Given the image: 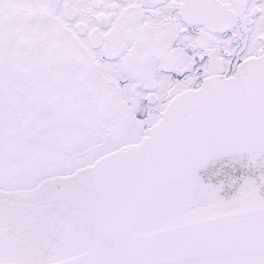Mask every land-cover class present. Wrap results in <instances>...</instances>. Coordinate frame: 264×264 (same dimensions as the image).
I'll return each mask as SVG.
<instances>
[{
	"label": "snow or ice",
	"instance_id": "obj_1",
	"mask_svg": "<svg viewBox=\"0 0 264 264\" xmlns=\"http://www.w3.org/2000/svg\"><path fill=\"white\" fill-rule=\"evenodd\" d=\"M0 264H264V0H0Z\"/></svg>",
	"mask_w": 264,
	"mask_h": 264
}]
</instances>
